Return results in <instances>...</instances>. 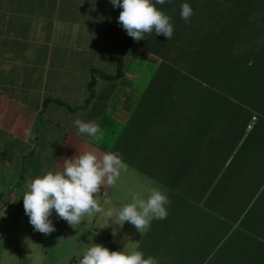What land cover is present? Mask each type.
Masks as SVG:
<instances>
[{
  "label": "crops",
  "instance_id": "0c3cea01",
  "mask_svg": "<svg viewBox=\"0 0 264 264\" xmlns=\"http://www.w3.org/2000/svg\"><path fill=\"white\" fill-rule=\"evenodd\" d=\"M184 3L194 12L188 22ZM156 7L176 37L180 27L235 29V62L215 78L210 69L169 65L182 57L160 48L168 40L153 32L129 46L120 77L105 79L100 71L117 73L128 38L122 9L110 0H0V198L8 191L0 220L12 219L27 264H48L53 234H63L68 264H79L94 243L112 251L126 244L159 264H264V0ZM76 119L97 122L103 140L79 135ZM79 150L116 152L128 165L115 186L101 189L105 210L158 187L171 201L167 218L142 236L102 213L74 229L53 211L56 230L45 241L29 223L23 194Z\"/></svg>",
  "mask_w": 264,
  "mask_h": 264
},
{
  "label": "clouds",
  "instance_id": "9594fccd",
  "mask_svg": "<svg viewBox=\"0 0 264 264\" xmlns=\"http://www.w3.org/2000/svg\"><path fill=\"white\" fill-rule=\"evenodd\" d=\"M166 0H110V3L122 9L118 23L139 42L145 34L163 35L170 40L174 34L171 18L156 5ZM194 14L188 3L181 5L180 16L185 22ZM151 55V53H150ZM78 134L88 136L97 143L104 138L103 131L95 121L74 120ZM128 171V165L116 152L98 154L94 150H79L69 158H63L60 170H49L37 176L27 184L23 194V207L34 231L50 235L56 230L50 217L55 211L59 219L66 221L72 228L80 224L85 217L102 213L114 225L123 228L130 223L143 236L153 220H164L168 216L166 205L171 203L168 195L158 187L151 188L147 195L133 194L131 202L119 208L105 210L98 196L105 186H115L121 172ZM106 195V193H105ZM111 204L110 200H105ZM113 235H116L115 229ZM79 264H159V261L138 250H128L125 244L122 251H112L102 244L94 243L86 248Z\"/></svg>",
  "mask_w": 264,
  "mask_h": 264
},
{
  "label": "trees",
  "instance_id": "16d2710c",
  "mask_svg": "<svg viewBox=\"0 0 264 264\" xmlns=\"http://www.w3.org/2000/svg\"><path fill=\"white\" fill-rule=\"evenodd\" d=\"M180 34L175 35L167 41V43L159 45L163 47L164 51L170 53L172 51L180 53L182 57L179 61L166 60L165 62L180 67H191L199 69L201 72L206 70L211 72L212 77H216L215 71L224 63L235 62L236 43H235V29L219 28V27H180ZM128 38L122 45L121 51L117 61V73L109 75L100 71L101 77L105 79L118 78L122 75L124 67V56L132 44L135 43L133 38L127 34ZM161 50V49H159ZM156 52V51H155ZM189 57V58H186ZM227 61V62H226ZM95 69L92 71L94 72ZM210 78L209 76H204ZM201 77V78H203ZM94 83L95 78L92 77L89 83V96L86 100L87 105L94 97ZM21 177V182L23 181ZM1 210V208H0Z\"/></svg>",
  "mask_w": 264,
  "mask_h": 264
},
{
  "label": "rangeland",
  "instance_id": "374dc122",
  "mask_svg": "<svg viewBox=\"0 0 264 264\" xmlns=\"http://www.w3.org/2000/svg\"><path fill=\"white\" fill-rule=\"evenodd\" d=\"M7 193V189L4 190V196L0 198V200L3 201H0V208L3 207L4 201L8 200ZM55 235L56 234H53L50 237V239H54L56 243L49 248L48 264H68V262H66L67 254L65 252L63 253V234L58 235V237ZM15 236L16 235H14L13 232L12 219L9 215H7L0 220V264H17L18 259H21L20 264H27V259L21 255L22 251H20L19 247L18 240L22 239ZM43 238L45 241L49 239L46 235H44Z\"/></svg>",
  "mask_w": 264,
  "mask_h": 264
}]
</instances>
